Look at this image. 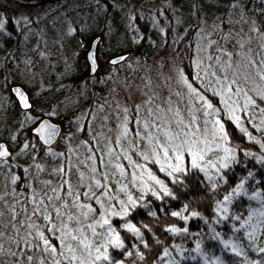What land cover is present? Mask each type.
Instances as JSON below:
<instances>
[{
  "label": "rangeland",
  "instance_id": "rangeland-1",
  "mask_svg": "<svg viewBox=\"0 0 264 264\" xmlns=\"http://www.w3.org/2000/svg\"><path fill=\"white\" fill-rule=\"evenodd\" d=\"M88 1L70 0L59 6L27 8L11 1L0 0V18L8 20L5 29L0 32L1 72L5 73V77L11 83L31 87L40 104L48 103L46 105L48 113L56 117L62 115L67 125L63 136L67 143V153L62 155L55 149L50 150L45 157L48 155L55 158L60 155L58 161H48L43 157L39 162L38 146L34 140L27 139L19 144L14 139L21 129V126H16L21 118L13 110L12 100L6 97L2 99L0 96V132L2 127L7 126V132H4L2 136L8 138V143L14 151V157L8 169H12L14 165H20L25 170L24 179L27 186L24 192L19 191L20 178L14 172L1 177L0 232L4 235L0 237V245H3L4 252L0 253V264H15L18 258L21 259V264H27L23 260V256L28 255L27 251L21 252L17 245L15 249L12 248V242L27 237L28 232L26 227L12 225L13 207L17 202L23 201L26 197L29 199L36 197V189L42 192L39 199H43L47 205L45 214L51 213L55 219L54 209L56 208H60L61 213H77L78 210L72 207L75 194L87 192L89 185H93L91 190L99 195L100 189L94 187L95 180H101L108 186L111 195L117 198L113 203H117L119 199H126L125 193L120 192L119 189L122 185H127L128 190L132 192L135 189L130 183L132 173L139 176L141 170L134 168L125 156L145 165L147 169H149L147 163L151 162L145 161L141 155L147 150V140H141L136 134L142 135L146 131L143 123L152 119L146 109H155L157 105L167 107L170 103L174 109H180L185 123H188L192 114L200 115L196 111L199 105H194L187 90L177 83L181 73L185 77L187 75L176 60L175 47L164 45L162 36L165 33V27L161 25L160 16H171L177 26L187 27L193 24L197 26L194 69L201 77L200 86L206 87L210 92L213 88L220 90V85L211 75L213 70H218L219 66L227 60L241 65L248 59L254 61L253 48L259 44L264 45V11L262 18L247 14L235 0H188L187 2L186 0H111L116 17L109 21L105 34L99 33L105 29L103 20L97 18V14L92 10H87L88 8H83L75 14L76 26H74L72 13L76 11L78 3L88 6ZM135 12L146 13L156 33L137 47V55L131 54L124 63L117 65L124 73L122 83L119 82L118 70L114 69L117 66L111 65L106 69L105 75L99 77L96 82L109 86V90L107 89L109 94L92 111L87 103L88 99H94V96L87 91L86 83L81 82V89L77 87L79 84L77 78L85 68L88 70L86 53L90 42L97 35H102L98 53L99 61L101 65L109 64L111 57L121 54L117 53L121 48L130 46L124 40V32L133 29L132 18ZM13 26L17 29L13 30ZM8 32L14 35L11 36ZM15 34L16 37H14ZM7 39L13 42L8 43ZM134 40L141 42V37H136ZM142 46L148 47L144 55L139 54ZM138 55L142 57L149 55V58L140 61ZM198 64L199 67H197ZM100 71L92 78L95 79ZM251 71L254 73L255 67ZM110 75L115 77H112L114 80ZM229 75L231 76V73ZM255 86L256 79L249 81L246 85L247 88ZM49 88H52L53 92L45 94ZM177 92H183L185 95L179 97L176 95ZM149 97H154L151 104L146 103ZM241 98L243 100L242 96ZM233 99L237 98L233 97ZM136 106H139L138 113L135 110ZM125 108L129 109L127 113L123 111ZM2 110L7 112L3 117ZM133 117L139 120L140 124H134ZM31 118L27 116L23 120L30 121ZM126 119L129 131L126 136H123V125ZM25 144L28 145L27 148L24 147ZM117 163L125 167L127 178L120 177L114 167ZM93 168L97 169L95 173L92 172ZM81 174H83V180H81ZM104 174H107L109 179L105 180ZM16 177L18 179L13 183ZM65 180H68L71 185V194L61 188ZM245 188L249 195L258 192L264 198L263 178L259 181L255 177L249 178L245 181ZM52 189L57 191L53 193ZM56 196L60 199H56ZM48 197H52L50 202ZM244 198L247 199V197ZM252 201L255 205L248 209L247 214L241 217L240 221L229 220L223 224L224 221L217 223L216 220L215 225L219 224L221 227L227 225L228 230L217 229L211 225L209 234L194 240L191 248L186 244L173 245L168 249L169 255L164 256L163 253L161 260L156 264H179V260L183 258L192 264L197 263L198 259L202 264H214L218 256L224 260L223 254L233 253L231 248L224 249L220 240L234 238L230 230L231 226L234 224L239 227L240 223L247 220L250 210L261 207L259 201ZM64 202L69 205L67 209L62 207ZM79 202L99 208L94 199H88L83 195L80 196ZM227 206L230 217L233 214L238 215L232 210L233 203ZM96 218L95 215L90 214L87 220L82 218V223H91ZM62 220H66V217L55 219L58 227L61 226ZM217 232L221 234L220 240L210 239ZM241 234L236 233V235ZM205 242L210 247L208 252L204 247ZM198 244L199 251L196 250ZM255 244H259V248H264V229L258 232ZM9 252H15L17 255L12 256Z\"/></svg>",
  "mask_w": 264,
  "mask_h": 264
},
{
  "label": "snow or ice",
  "instance_id": "snow-or-ice-1",
  "mask_svg": "<svg viewBox=\"0 0 264 264\" xmlns=\"http://www.w3.org/2000/svg\"><path fill=\"white\" fill-rule=\"evenodd\" d=\"M6 23H8V20L0 18V32L5 29ZM13 23H18V21H13ZM226 55L230 56L231 54ZM89 60L92 65H95V53L89 54ZM112 62L117 63L118 61ZM197 67H199V64ZM253 67H255L254 73L251 71ZM229 73H231V76ZM211 75L215 77L216 82L220 85V90L217 91L213 88L212 95L208 96L206 87L202 85L194 86V81L201 79L199 73L191 80L185 77L183 73L180 74L177 83L187 90V94L194 105H199L196 111L200 115L192 114L188 123H185L180 109H174L170 103L167 107L157 105L155 109H146L152 119L143 123V128L146 131L142 135L136 133L141 140H147V150L141 155L145 161L150 160L153 165L158 166V172L163 174V178L157 175V172L147 169L143 164L132 161L126 155L125 159H128L134 168L141 170L139 176L132 173L130 181L132 187L139 192V195L134 196L128 190L127 185H122L119 191L125 193L126 199H119L117 203H113L117 198L111 195L108 186L103 184L101 180H95L94 187L100 189L99 195L91 190L93 185H89V191L75 194L72 207L78 210L77 213H61L60 208L54 209L55 219L66 217V220H62L59 227L51 213L45 214L47 211L45 201L40 199L37 202L36 197L33 196L32 203L34 207L31 215L28 216V221H17L28 229L27 237L15 241L21 252L30 250L33 253L23 256V260L27 264H33L34 261L35 264H124L123 257H132L133 255L138 256L140 260H144L143 253L139 251V245H143L144 248L149 247V243L145 240V232L153 233V228L151 221L145 222L140 218V210H144L145 214L152 218H158L157 211L168 215L164 211L167 200L169 198L178 199L173 188L177 191H187L191 182L196 181L203 185V195L207 196L217 190L220 185L228 183L226 177L228 171L231 170V165L242 163L238 161L236 147L230 146L231 141L226 124L231 122L243 134L242 138L246 136L249 140L260 144L261 149H264V143L256 140L248 128L244 126V121L247 120L253 128L260 130L257 124L252 123L257 114L262 117L259 122L260 125H264V87L259 85L256 88L246 87L249 81H255L257 77L260 81H264V57H262L259 66H256V62L251 59L246 60L242 65L227 60L219 66L218 70H213ZM14 91L19 96L25 109L34 107L29 104V97L24 92L19 88H15ZM250 92L254 95H250ZM176 95L183 97L185 94L177 92ZM241 96L243 97V104L239 102ZM217 97H219L218 100ZM233 97L237 99H233ZM153 99L154 97H149L146 103L151 104ZM135 110L138 113L139 106H136ZM123 111L127 113L129 109L125 108ZM201 116L203 117L202 121ZM31 119L35 126L30 131L35 132L44 144L51 143L53 137L57 134V126L50 124L48 121L39 120V117ZM37 120H39L38 124L36 123ZM133 123L140 124V121L133 117ZM127 124L126 119L123 125V136L128 134ZM81 130L83 131V129ZM24 147L27 148L28 145L25 144ZM8 155L7 149L0 144V157ZM244 155L246 157L254 156L251 152H245ZM255 159L258 164L264 165V156L255 157ZM114 167L120 177L127 178L126 169L122 164L117 163ZM96 171V168L92 169L93 173ZM103 178L105 180L109 179L107 174H104ZM249 178H254L251 171L235 183L234 187L229 184L230 192L224 195L222 200L216 202L217 223L241 220L240 215L233 214L230 217L227 206L241 197H247L249 201L257 200L260 202L261 207L250 210L247 220L240 223L239 227L234 224L231 226L230 230L234 238L220 240L221 234L218 232L210 237L213 240H220L224 245V249L231 248L234 256H244L245 258H247L246 249L258 255L264 253V248L253 247L258 232L264 229V198L258 192L249 195L245 188V181ZM16 179L18 177L14 178L12 182L15 183ZM81 180H83V174H81ZM65 185H67V188H65ZM61 188L71 194V185L68 180L64 181ZM52 191L55 193L57 190L52 189ZM81 195L88 199H94L99 208H94L91 204L80 203L79 198ZM147 197L152 199L144 202ZM55 198L60 199L59 196ZM51 199L52 197H48L49 202ZM154 201L160 202L155 206L156 210L152 207ZM62 207L67 209L69 205L64 202ZM188 208L189 205L184 204L183 211H171L170 215L178 217L185 223L192 217L200 216V213L196 211H191L188 216H185L183 212H187ZM132 213H135V216H133L135 223L128 219ZM90 214L95 215L97 218L91 223L83 224L82 218L87 220ZM33 216L42 218L47 224L43 227L37 225L32 220ZM113 218L117 219V225L112 223ZM12 219L15 221L16 216L14 215ZM98 228L100 231H97ZM121 230L125 232L123 238ZM166 231L172 234L188 233L186 227L180 228L175 225L169 227ZM236 233L242 234L236 235ZM3 235L4 233L0 232V237H3ZM133 237L135 238L134 241ZM53 240H55V243H53ZM126 240L128 241L127 244L125 243ZM245 241H247V244H245ZM156 243L160 244L161 241L157 239ZM109 249L117 253L121 259H117L116 256L112 255ZM199 249L200 245L198 244L196 250L199 251ZM3 252V245H0V253ZM9 254L12 256L17 255L15 252H9ZM168 255V249L165 248L164 256ZM192 259H195V257H192ZM15 264H21V259L18 258ZM131 264H135V261H132ZM214 264H226V262L218 256L215 258ZM228 264H237V261L232 260ZM251 264H264V256H259L258 259L251 261Z\"/></svg>",
  "mask_w": 264,
  "mask_h": 264
},
{
  "label": "trees",
  "instance_id": "trees-1",
  "mask_svg": "<svg viewBox=\"0 0 264 264\" xmlns=\"http://www.w3.org/2000/svg\"><path fill=\"white\" fill-rule=\"evenodd\" d=\"M2 1V0H1ZM70 0H62L60 2L54 3L55 6H59L63 4L64 2L68 3ZM188 0H186L187 2ZM241 8H243L245 13L247 14H253L258 16L259 18H262V12L264 11V0H235ZM78 3V6L76 7V11L73 14V24H74V16L76 13H79L83 10V8H88L87 10H92L93 13L97 14V18L102 19L104 22V28L101 32L102 34H105V30L107 28V25L109 21H112L113 18L116 17V15L113 12V4L111 0H89L88 6L86 4H80ZM95 11V12H94ZM96 18V16H95ZM161 18V25L165 27V33L162 36L164 39V45L165 46H173L175 47L176 52V60L178 61V64L180 68L183 70V72L187 75V77L191 80L192 77L196 76V72L194 69V54H195V36L197 33V26L196 25H189L187 27L177 26L175 22H173V19L171 16H160ZM264 21V20H263ZM133 29L126 30L124 32V40L126 43H128L130 46L128 48H121L117 53H122L125 51H131L132 55H137V47L141 43H145L148 37L152 36L156 32L152 29V26L150 24L149 18L146 13L141 12H135L133 18ZM76 26V24H74ZM120 26L123 28L122 23H120ZM136 37H141V42L135 41L134 39ZM123 40V41H124ZM134 40V41H132ZM124 41V42H125ZM8 43H12L13 40L7 39ZM253 58L256 62V66H259L260 61L262 57H264V45H257L253 48ZM138 58L140 61L146 60L149 58V55L147 57H142L138 55ZM104 60V59H103ZM111 67L109 64H102V70L100 71L99 75L93 79L89 76L87 68L84 69L82 74L77 78L79 82L78 89L82 88V83H86L87 91L92 93L94 96L93 98L88 99V105L90 107V110H94L97 105L101 102H103L109 92V86L98 84L96 81L99 80V77L105 75L106 69ZM118 70V74L120 76L119 82L122 83V80L124 78V73L121 71L120 66L114 67V69ZM113 69V68H112ZM191 74V75H189ZM114 75V74H113ZM111 76V78L113 77ZM115 78V77H113ZM112 78V79H113ZM117 79V78H116ZM114 80V79H113ZM84 81V82H83ZM82 82V83H81ZM117 82V80H116ZM81 83V84H80ZM195 86H200L199 80L194 81ZM259 85L260 87H264V81H260L259 78H256V86ZM108 89V90H107ZM203 90V89H202ZM208 96L212 95V92L208 91ZM250 95H254V93L250 92ZM219 99L218 97L216 98ZM239 102L243 104V100L240 97ZM222 107V105H220ZM64 118L62 115H59L56 117V120L64 124L65 129L67 125L65 124V120L61 119ZM260 117L258 114L255 117V119L252 121V123H255L259 126L260 130H257V128H253L250 123L247 122V120L244 121V126L248 128L249 132L252 133V135L256 138V140L261 141V143H264V125H260ZM226 129L229 133V139L231 141V145L233 147H236V155L238 158V161L242 163H236L231 165V170L227 173V181L228 183H224L218 187L217 190H215L212 193H209V195L205 196L203 195L204 187L202 184L192 181L190 184V187L187 191H177L175 188H173V191L176 193L178 199H168L167 204L165 206L164 211L168 213V215H165L164 212L157 211V217L158 218H152L150 216H147L144 212V210H140V218L143 219L145 222L151 221V226L153 228V233H147L145 232V240L149 243L148 248H144L143 245H139V251L143 253L144 260H140L138 256L133 255L132 257H123L124 264H131L132 261H135V264H156L161 260V256L164 253V249L171 248L173 245L176 244H186L189 248L193 246V242L196 239H199V237H205L209 234L210 227L215 226L217 229H226L227 225L221 227L219 224L215 225L216 220L218 219L215 207L216 202L219 200H222L224 195H227L230 192L229 184H231L233 187L235 186V183L239 182V180L242 177L247 176L248 172L251 171L254 174L255 178H264V165L258 164L256 162L255 157L264 156V149H261L260 144H257L253 140H249L246 136L242 135L238 128L229 122L226 124ZM22 130V131H21ZM27 132V134H23V132ZM29 128L26 129H20L18 131L19 133L16 134L15 140L17 143L21 144L27 137L32 138L29 134ZM66 131V130H65ZM64 136V135H63ZM66 141L64 137L62 138V142L58 144L55 147V150L59 151V154H66ZM245 152H251L254 154V156L246 157L244 155ZM44 156H40L38 161L40 162ZM60 158V155L57 157H45L44 159L48 161H58ZM149 169L152 171L157 172V175H159L161 178H163V174L158 172V166L153 165L151 162L147 163ZM202 175V174H201ZM24 178V177H23ZM172 187L171 185H169ZM36 200L37 202L40 200L39 196L42 195V192L40 190H36ZM133 195H139V192H137L136 189L132 190ZM264 197V193H263ZM148 199H152L151 197H147L144 202H147ZM159 201H154V204L152 207L154 210H156L155 206L159 204ZM188 204L189 208L187 212H183L185 216H188L191 211H196L200 213V216L192 217L188 219V221L185 223V221L180 220L178 217H173L170 215L171 211H183V205ZM255 203L251 200H247L244 197H241L239 199H236L233 202L232 210L240 215L242 218L245 217V215L248 212V209L253 207ZM33 203L32 199L26 197L21 202H17L13 207V216H16V220L14 221L11 219L12 225H17L20 228H24L25 226L21 225L17 221H28V216L31 215L33 211ZM26 210V211H25ZM133 216H135V213H132L128 219L132 220L133 223L136 221L133 219ZM202 217V218H201ZM32 220L37 223V225L45 226L46 222L42 218H38L36 216L32 217ZM207 221V223H205ZM227 221L222 222L225 224ZM112 223L114 225H117V219L113 218ZM175 225L176 227L184 228L186 227L188 229V233H181V234H172L166 229L169 227ZM119 230V229H118ZM97 231H100L98 228ZM142 231H144L142 229ZM47 234V233H46ZM131 235V234H127ZM121 236L122 238L125 236V232L121 230ZM151 237V239H149ZM133 241L135 238H132ZM159 239L161 241L160 244L156 243V240ZM53 243H55V240H53ZM125 243L127 244L128 241L126 240ZM205 242L204 247L206 249V252L209 251L210 247ZM15 241L12 242V248L15 249ZM255 248H259V244L253 245ZM17 249V248H16ZM110 253L114 256H116L117 259H121L117 255V253L113 252L111 249H109ZM215 252L217 253V250L215 248ZM28 255L33 254L30 250H27L26 252ZM259 256H264V253L257 254L251 250H247V258L244 256L236 257L233 254L225 253L223 254V258L228 264V262L235 260L237 261V264H251V261L256 260L259 258ZM35 264V261L33 262ZM179 264H192L188 261H186L184 258L179 260ZM195 264H201V260L198 259L197 263Z\"/></svg>",
  "mask_w": 264,
  "mask_h": 264
},
{
  "label": "flooded vegetation",
  "instance_id": "flooded-vegetation-1",
  "mask_svg": "<svg viewBox=\"0 0 264 264\" xmlns=\"http://www.w3.org/2000/svg\"><path fill=\"white\" fill-rule=\"evenodd\" d=\"M62 0H58V1H54V2H49V3H45V4H42V5H39V6H24V5H21V4H18V5H21L23 7H27V8H34V7H42V6H46V5H54V3L56 2H60ZM17 4V3H16ZM54 13V12H52ZM51 13V14H52ZM56 14V13H54ZM52 14V15H54ZM17 28L15 26H13V30H16ZM9 31V30H8ZM11 31V30H10ZM13 32V31H12ZM12 32H8V33H11V36H13L14 34ZM13 34V35H12ZM16 37V34L15 36ZM2 69L0 70V96L1 98L3 99V97H6V99L10 98L12 100V106H13V110L17 112V114L19 115V117L21 118V120L19 121V123H17L16 126H21V129H26V128H29V134L31 135L32 138H29L27 137L25 140L27 139H30V140H34V142L37 144L38 146V150H37V154L39 155V157L42 155V156H46V154L48 153V151L50 150H54L55 148H45L43 147L39 140L37 139V137H35L33 134H32V131H30V129H32L35 125L33 124V121L30 120V121H24L23 119L27 116H30L32 118L34 117H39V120H42L43 118L45 117H49L51 119H53L54 121L58 122L56 120V116L54 115H50L48 113V108L46 107V105L48 104H40L39 102V99L35 97L34 93L32 92V89L31 87L29 86H25V85H22V84H18V83H11L10 81H8V79L5 77V73L1 72ZM13 85H21L23 86L27 92L29 93L30 95V100L33 104V108L31 110H27V111H24L20 108V105H19V102L18 100L14 97V95L12 94L11 92V87ZM53 92V89L52 88H49L46 90V93L45 94H48L49 92ZM41 95H44L41 93ZM3 101V100H2ZM39 106H42V107H39ZM7 113L6 110H2L1 111V116L3 117V115ZM58 117V116H57ZM63 120V118H61ZM39 120L36 121V123L38 124L39 123ZM63 125V134L65 132V126L64 124ZM20 131V130H19ZM22 131V130H21ZM4 132H7V126L5 128H1V132H0V144L3 143V142H6L8 145V138L7 137H3L2 134ZM19 133V132H18ZM23 134H27V132H23ZM24 140V141H25ZM10 147V145H9ZM12 153H13V156L12 158L8 159V160H4V159H1L0 158V180H1V177L3 176H8L10 173L14 172L15 174H17L20 178V184L25 181V179L23 178L25 175H24V172L25 170L20 166V165H14L12 169H8V166L10 164V162L12 161L13 157H14V151L13 149L10 147ZM35 149H37V147H35ZM48 156V155H47ZM26 182V181H25ZM26 185L25 187L23 188V190L20 189V186H19V191L20 192H24L26 190Z\"/></svg>",
  "mask_w": 264,
  "mask_h": 264
},
{
  "label": "water",
  "instance_id": "water-1",
  "mask_svg": "<svg viewBox=\"0 0 264 264\" xmlns=\"http://www.w3.org/2000/svg\"><path fill=\"white\" fill-rule=\"evenodd\" d=\"M9 1L24 5V6H39V5H42V4H45V3L54 2V1H58V0H9ZM101 41H102V35H97L96 37H94L93 40L91 41L90 47H89V49H88V51L86 53V61H87V64H88V69H89V75L90 76H95L101 69L100 61H99V58H98V49H99V45H100ZM147 49H148L147 46H142L139 49V54L140 55H144L146 53ZM90 53H95V57H96L95 65H92L91 61L89 60V54ZM130 56H131V52L130 51L125 52V53H121V54H118V55H115V56L111 57L109 59L108 63L110 65H112V66H117V65H120V64L124 63ZM112 61H118V62L117 63H113ZM15 88H19L22 92H24V94L27 97H29V100H28L29 104L33 105L31 100H30V95L27 92V90L21 85H13L11 87V92L14 95V97L18 100L20 108L22 110H24V111L31 110L32 108L25 109L23 107V104L21 103L19 96L14 91ZM42 120L48 121L50 124H54V125L57 126V134H56V136L53 137L51 143L44 144V142L42 140H40L36 136L35 132L32 131V134L35 137H37V139L39 140L41 145H43L44 147H48V148L54 147L56 144H58L60 142V139H61V136H62V132H63V126H62L61 123L55 122L54 120H52L49 117H45ZM1 144L4 146L5 149H7L9 155L6 156V157H0V158L4 159V160H8V159L12 158L13 153H12L11 149L9 148L8 144L6 142H3ZM25 185H26V183H25V181H23L21 183V185H20V189L23 190Z\"/></svg>",
  "mask_w": 264,
  "mask_h": 264
}]
</instances>
